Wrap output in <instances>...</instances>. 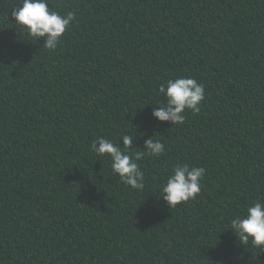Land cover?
Here are the masks:
<instances>
[{"label": "trees", "instance_id": "trees-1", "mask_svg": "<svg viewBox=\"0 0 264 264\" xmlns=\"http://www.w3.org/2000/svg\"><path fill=\"white\" fill-rule=\"evenodd\" d=\"M19 8L21 0H9ZM4 4V0H0ZM75 19L55 50L0 8V264H264L230 219L264 200V0H49ZM195 78L199 113L161 122V84ZM143 151L123 184L98 137ZM204 167L196 199L159 190Z\"/></svg>", "mask_w": 264, "mask_h": 264}, {"label": "clouds", "instance_id": "clouds-1", "mask_svg": "<svg viewBox=\"0 0 264 264\" xmlns=\"http://www.w3.org/2000/svg\"><path fill=\"white\" fill-rule=\"evenodd\" d=\"M19 8L13 7L9 0H4L0 8L8 5L11 17L32 38L44 41L49 50H55L62 44L63 36L75 19L72 12L61 15L49 8V0H21ZM159 92L166 98V103L154 107L152 116L161 122L172 125H182L185 122L187 110L199 113L201 103L205 99V87L195 78L178 77L161 84ZM123 146L114 144L111 140L98 137L91 143V151L98 156H106L111 160V168L121 182L131 189H145L144 173L137 161L145 154L158 156L164 153L165 145L153 138L144 141L143 151H134L132 144L136 137L122 134L120 140ZM205 175L204 167H192L187 164H177L168 176L165 184L159 190V199L170 208L196 199L201 192V181ZM240 243L244 246L264 249V200H256L249 204L244 215L230 219L228 225Z\"/></svg>", "mask_w": 264, "mask_h": 264}]
</instances>
